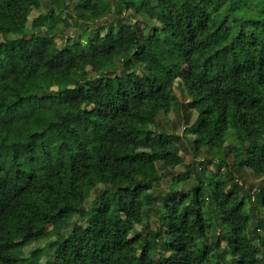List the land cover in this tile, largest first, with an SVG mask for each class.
Instances as JSON below:
<instances>
[{
	"label": "trees",
	"instance_id": "obj_1",
	"mask_svg": "<svg viewBox=\"0 0 264 264\" xmlns=\"http://www.w3.org/2000/svg\"><path fill=\"white\" fill-rule=\"evenodd\" d=\"M41 1L0 0V264H264V182L231 174L264 178V0H117L107 26L110 0H66L97 26L63 47L28 27ZM176 86L214 158L155 197L184 162Z\"/></svg>",
	"mask_w": 264,
	"mask_h": 264
},
{
	"label": "rangeland",
	"instance_id": "obj_2",
	"mask_svg": "<svg viewBox=\"0 0 264 264\" xmlns=\"http://www.w3.org/2000/svg\"><path fill=\"white\" fill-rule=\"evenodd\" d=\"M116 1L117 0L109 1L113 7L112 13L110 15L105 16L103 19L98 20L97 23L99 26H107L112 20L119 16V13L117 12ZM133 1L138 2V0ZM55 2L56 0H42L38 6V9L33 12L28 27L32 31H34L32 26L35 23L34 21H36L37 25L42 28L44 34L52 30L53 32L49 34L47 38L49 41H56L59 47H63L65 43H71L72 40L78 38L83 32V30L86 29V27L93 28L97 26V24L85 21L82 17L83 12L81 10H78L75 4L67 3L66 0H58V5ZM132 13L133 12H123V15L126 14L127 19L130 22L143 19L141 18V16L137 15H135L134 18V15ZM57 18L60 19L57 20ZM35 31L38 33L39 29H35ZM17 37H21V35L10 36V38ZM146 82L148 83V81ZM175 92L177 93V96L180 99L179 104L173 106V109L170 114H162L159 117V123L161 127L166 131L179 136V146L184 162L181 166L170 170V176L162 179L159 183L155 185L152 191V194L155 197L163 196L175 190H177V192L186 193L188 189H190L193 184L196 183L194 176L191 175L188 181L179 183V185L176 184L177 177L182 175L184 172L192 171L197 165H199V162L206 159L214 158L212 154L205 152L204 150L201 151L197 157H194L190 143L186 139L180 137L183 136L187 123L191 124L194 121L195 114H190L189 112L186 113L185 111H183L181 106L185 101V97L184 94L180 92V87L177 88L176 86ZM153 152H157V150H154ZM208 170L216 171L215 165H208ZM231 174L235 177V179L239 180L240 184L244 187L245 192L249 193L252 191V195L254 192L258 191L257 188L261 183L264 182V178L263 180L255 179L248 169H231ZM250 188H252L253 190L250 191ZM95 198L96 192H94L88 202H86V206L90 207ZM159 203H161V200L156 201V205H158ZM74 220L76 221L77 217L74 218ZM156 220V213L153 211L150 214V230L157 229ZM140 229L141 227H137L136 230L140 231ZM146 234L147 232H143L144 238H147ZM259 234L262 236L263 231H259ZM49 241L50 240L41 241L40 243L27 248L24 252L26 255H28L29 251L35 249L36 247H46ZM160 252V250L157 251L154 256V259L160 256Z\"/></svg>",
	"mask_w": 264,
	"mask_h": 264
}]
</instances>
